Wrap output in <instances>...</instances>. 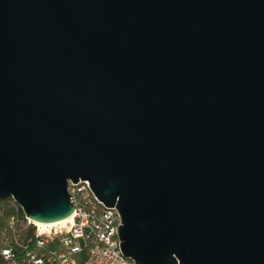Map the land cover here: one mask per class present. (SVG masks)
<instances>
[{
	"label": "water",
	"instance_id": "water-1",
	"mask_svg": "<svg viewBox=\"0 0 264 264\" xmlns=\"http://www.w3.org/2000/svg\"><path fill=\"white\" fill-rule=\"evenodd\" d=\"M79 178L138 264H264V0H0V199Z\"/></svg>",
	"mask_w": 264,
	"mask_h": 264
},
{
	"label": "built area",
	"instance_id": "built-area-1",
	"mask_svg": "<svg viewBox=\"0 0 264 264\" xmlns=\"http://www.w3.org/2000/svg\"><path fill=\"white\" fill-rule=\"evenodd\" d=\"M71 219L35 224L12 197L1 230L0 264H138L119 247L120 215L93 192L88 179L67 180Z\"/></svg>",
	"mask_w": 264,
	"mask_h": 264
},
{
	"label": "trees",
	"instance_id": "trees-1",
	"mask_svg": "<svg viewBox=\"0 0 264 264\" xmlns=\"http://www.w3.org/2000/svg\"><path fill=\"white\" fill-rule=\"evenodd\" d=\"M9 201H10V197H5V198L0 199V236H1V230L6 222V219L11 213ZM0 263H1V260H0Z\"/></svg>",
	"mask_w": 264,
	"mask_h": 264
},
{
	"label": "bare ground",
	"instance_id": "bare-ground-1",
	"mask_svg": "<svg viewBox=\"0 0 264 264\" xmlns=\"http://www.w3.org/2000/svg\"><path fill=\"white\" fill-rule=\"evenodd\" d=\"M71 219V215H69L68 217L64 218V219H61V220H58V221H52V222H39V221H35V224L39 225V226H46V225H52V224H57V223H60V224H63L65 222H68L69 220Z\"/></svg>",
	"mask_w": 264,
	"mask_h": 264
}]
</instances>
